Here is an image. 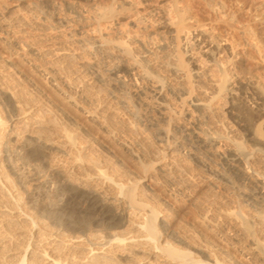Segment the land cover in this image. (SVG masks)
<instances>
[{"label": "bare ground", "instance_id": "6f19581e", "mask_svg": "<svg viewBox=\"0 0 264 264\" xmlns=\"http://www.w3.org/2000/svg\"><path fill=\"white\" fill-rule=\"evenodd\" d=\"M253 1L225 0L220 5L214 1L212 9L222 16L235 13L231 21L229 15L227 19L221 14L213 19L196 17L180 0L69 2L76 12L73 20L87 27L105 55L118 57L140 78L143 87L134 90V95L139 105L155 113L150 121L162 125L167 134L180 131L187 135L189 148L218 160L224 176L250 196L249 204L253 202L249 207L241 203L237 212L219 205L200 206L196 212L189 209L191 213H184L187 232L178 230L174 240L163 234L158 219L179 218L181 211L173 201L158 199L160 184L154 180L162 177L178 190L189 189L194 181L186 174L188 166L178 151L166 143L160 158L143 163L135 141L109 124L115 110L96 105L93 96L77 89L78 78L60 73L61 66L55 63L75 53L56 44L37 48L28 39L23 15L0 18V39L7 46L5 62L23 75L34 93L24 96L20 87L19 92L14 86L0 85V96L12 109L8 116H0V136L8 139L6 145L0 144V230L6 231L0 244L25 238L18 246L11 248V243L13 254L9 248H0L8 252L6 256L0 252V257L5 256L0 264H264V76L258 71L264 69V33L241 12ZM120 18L129 22V29L122 28ZM111 27H115L113 35L108 32ZM219 27L241 35L242 40L228 37ZM246 48L256 54L254 59L247 57ZM46 55L55 59V65L36 61ZM26 64L42 77L44 87L21 70ZM78 117L96 131L87 129ZM26 138L31 143L22 148L27 161L42 163L61 176L65 202L56 207L51 219L59 222L60 229L48 231L51 228L40 226L36 216L25 209L21 193L12 192L14 177L1 156L2 149ZM111 142L130 155L142 170L140 175L129 181L127 176L119 178L121 173L115 175L113 167L124 163L112 153ZM92 146L110 158L94 157ZM111 156L114 162L109 163ZM170 168L179 170L183 178H175ZM68 206L75 207L85 222L57 215ZM93 223L101 231L92 230ZM225 226L232 231L231 247L217 238ZM34 228L38 232L33 233ZM44 229L46 234L39 233ZM193 237L201 240L205 259L195 252L198 245Z\"/></svg>", "mask_w": 264, "mask_h": 264}, {"label": "rangeland", "instance_id": "374dc122", "mask_svg": "<svg viewBox=\"0 0 264 264\" xmlns=\"http://www.w3.org/2000/svg\"><path fill=\"white\" fill-rule=\"evenodd\" d=\"M70 1L71 0H0V18L4 20L8 19L7 17H11L14 14L23 15L25 16V22H27L28 24V39L36 42L37 44L35 46L37 48H41L43 50L47 49L50 44H56L61 48H64L66 50L68 49L69 52L75 53L73 57L69 56L55 63L57 65H60L63 71L59 68L60 66L56 67L60 69L59 71H61V74L64 72V74H62L63 76L65 75L67 77L69 75L71 78H78V81L76 79V84L79 85L77 86V89H79L81 92H86L85 94L84 92L82 93L84 94V96L86 94L89 97L93 96L95 100L93 98L92 100L94 102L97 100L95 102L96 105L100 103L99 105L101 106H110V108L115 110L116 116L114 119H111L110 122L112 123L109 122V124H112L115 127L118 126L117 129L119 128L120 130H118L120 132L122 131L121 134L123 133L124 136L127 135L125 138L131 141H135L134 146H137L138 151L140 150L143 155V157H141L142 155L140 154L141 161L148 160L147 162L143 161V163H148L151 161L153 162L155 159H158V157L160 158V155H162L163 148L165 147L164 145H166V143H171V145L174 146L173 148L178 151L179 158L186 164V166H188V172L186 174H188V176L192 175V180L194 182L191 181L189 189L181 191L177 189L178 186L166 183L167 181L165 180L164 182L163 179H161L162 177H158L154 180V182H159L158 184H160L158 185V187L160 188L157 189V191L159 192V194H157L158 199H160L161 201H163L164 199L171 202L173 201L175 207H178V210L181 211L180 217L178 216L179 218H176L177 216L174 217L170 215L169 218H167L165 221L158 219V224L163 234L167 238L174 240L172 236L176 234L178 230L186 231V229L184 228L186 227L184 225V221L187 217L186 213L189 209L196 212L197 209L200 208V206L215 207L216 205H219L223 207L227 206L230 209H235L234 211L237 212L241 203L246 206L248 205L247 207L252 205L253 202L249 204V202L251 201L250 196L235 188V185H233L231 181H229L227 177L224 176L218 160L207 159L199 153H194V151L189 148L191 142L188 139V136L183 132L177 131L175 133L167 134V131H164L162 125H157L155 123L153 124V122L150 121L149 118L155 116V113L150 108H145L141 104L139 105L134 95V90L143 87V83L141 82L140 78L134 75L133 70L128 67L126 63H122V60H119L118 57L106 56L99 46L98 42H96V40L94 39V35L87 29V27L81 23H77L76 20H73L75 18L76 12L75 9L70 6ZM134 1L140 3L142 2V0ZM180 1L182 4H186V7L189 8L190 11L195 14V16L199 15L202 16V18L209 19L211 17V19H213L215 16H220V14L222 16V12L219 13V11L212 9L211 5H213L215 2L220 5V3L224 2L225 0ZM227 1L228 0H226V2ZM100 4L104 5L105 3L104 1H101ZM243 9L244 10H242L241 12L243 13L245 19H247L248 17L250 21L252 20L257 23V27L262 28L261 30L264 33V0H254L251 6L246 5L243 7ZM228 12L229 11H227L226 13ZM208 14H210V16ZM234 14L235 13L233 12L228 14L230 17H228L229 20H232L233 16L236 17ZM228 15L224 13L222 17L225 16L224 18H227ZM156 17L157 15H154V18ZM234 17L233 20H235ZM120 21H122V28H130L129 22H126L125 19L120 18ZM222 28L223 29H219L220 31L223 30L221 33L224 34L225 32L226 34L227 32L228 35H226L228 37L229 35L230 37L234 36L233 39L235 38V40H238V42L239 39L240 41L242 40V37H240L241 35L237 36L238 34L236 33H233L232 35V30H226L227 28L224 27ZM12 29L16 31L18 28L16 25H13ZM108 30H110L108 31L109 34L111 33V35H113L115 27H111ZM247 36L250 38L251 34ZM6 53L7 46L0 39V54L4 55L0 57V65H3V67H0V85L5 88L7 86L10 89H12L11 86H14L15 89L13 90H16L18 88L16 91L19 92L21 90L20 88H22V91L20 93H22L24 96H28L30 94L29 96L32 97L34 95L33 89L26 81L23 80V75L11 68H8V64L4 59ZM246 54L248 58L250 57L249 59H254L256 56V54L253 53L252 49L250 50V48H246ZM36 61L42 64L50 61L52 64H54L53 62L55 61V59L46 55L44 58H36ZM83 62H88L87 67H81ZM21 70H23L26 74L31 75L34 81L39 84V86L41 85V87H44L45 84L42 77L37 76L31 65L26 64L25 66L21 67ZM258 71L264 76L263 68H260V70L258 69ZM67 73L68 75H66ZM42 82L44 85L42 84ZM82 82L85 83V85ZM85 87H87V90L85 89ZM96 92H99V94ZM31 93L33 95H31ZM68 111L69 113L71 112L70 114H73L72 110ZM10 113H12V109L9 102L6 100V98L0 96V116L4 118ZM56 116L57 119L62 118L58 119L59 121L64 119L62 116L58 117V114H56ZM78 119L80 120V122L83 121L82 124L84 126L86 125L88 127L87 128L85 126L87 129L93 132L96 131L94 127L92 128V125L90 123L88 124L79 117ZM127 124H129L131 127H128ZM67 126L71 127L70 125ZM128 128H130L129 131ZM3 135L0 136V139ZM4 137L5 138H2L0 140V144L6 145V143H8V139H6L5 135ZM111 143L109 145H111ZM30 144V139L26 138L24 141L22 140L19 145L13 144L12 147H17L16 150H12V147L6 148L4 146V149H2L3 154L1 156L4 158L5 164H7L8 169L14 177V188L12 187V192L15 193L19 191L21 193L22 202L24 203L25 209L28 210L34 217L36 216L37 222L38 224L40 223V226H44L46 227V229L51 228V230L48 231H54L55 229H60V224L56 220H51L54 216L53 212L57 211L58 206L63 205V203L65 202L63 188L61 187L60 182L61 176L52 169L42 165V163L40 164L34 161H27V159L23 155L22 148L29 146ZM92 147L93 148L91 150V153L94 157H98L101 160L103 158L104 161H106L105 158H110V156L108 157V153L105 154L103 151H99L98 148L94 146ZM110 148L112 150V153L114 151V153L118 155L117 156L116 154H114L116 155L117 159L120 160L121 163L123 162L125 164L124 165L122 163V167L117 164V167H113V169H115L116 176L119 177V173H121L119 178L124 179L122 177L127 176L125 179L129 181L131 179H134V177H136L138 174H141L142 170H139L140 167H136L138 165L133 162L127 152L113 145V143ZM134 148L136 149V147ZM110 162H114L113 157L109 160V163ZM123 168L125 169V171H123ZM126 169L129 173L126 171ZM169 170H171V172L169 171L170 174L172 173L177 175H172L175 178H183L179 170L175 171V169L173 168H170ZM160 181L162 182V186ZM247 198H249V200H247ZM74 208L72 206H68L67 209L63 212L58 211L57 215L59 214L65 217L69 216L72 220H78L80 218L79 221L83 220L81 222H85L84 216L79 215L76 210H73ZM184 215L185 217L183 220V218L181 217H183ZM81 217L83 219H81ZM198 227L199 226L195 223V229L198 230ZM223 228L224 229L222 232H218L217 238H219L221 242L224 243V245L227 244L226 246L229 245L228 247H231L229 239L232 235V231L228 228V226H225ZM91 229H97V231H101L100 229H102V227L97 223H93L91 225ZM38 230V228H34L33 233L38 232ZM27 231L30 232V230ZM4 232L6 231L0 230V242L3 237L2 234ZM43 232L44 234H46L47 230L46 232L45 229L44 231H39V233ZM78 233H81V230H79ZM193 238L197 240V242L199 241L198 237V239H196L195 237ZM4 239L8 240L9 237L7 239L6 236L4 237ZM18 239H20V237L11 239L10 243H7V241H5L4 243L0 244V248L4 247L11 249L15 245L18 246L19 243L22 242L21 240H24L25 238L22 237L19 241H17ZM32 241L34 242V240ZM197 242H195L198 245L197 247H194V249L196 250L195 252L198 253L200 257H202V259H205V252L202 250L201 245H199L201 244V242ZM11 243L13 244V246H11L10 248V245H12ZM2 251H5L3 252L5 253V256L6 253L8 254L6 250ZM2 251L0 250V252ZM9 253H12V249L9 250ZM5 256L0 257V259H3Z\"/></svg>", "mask_w": 264, "mask_h": 264}]
</instances>
